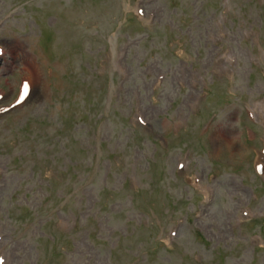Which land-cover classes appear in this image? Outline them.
I'll use <instances>...</instances> for the list:
<instances>
[{
	"label": "rangeland",
	"instance_id": "obj_1",
	"mask_svg": "<svg viewBox=\"0 0 264 264\" xmlns=\"http://www.w3.org/2000/svg\"><path fill=\"white\" fill-rule=\"evenodd\" d=\"M0 46L6 264H264V0H0Z\"/></svg>",
	"mask_w": 264,
	"mask_h": 264
}]
</instances>
